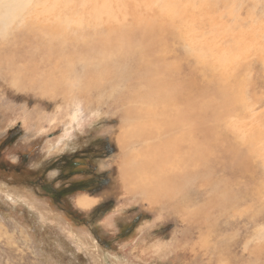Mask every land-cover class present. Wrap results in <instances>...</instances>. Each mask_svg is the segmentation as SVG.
Listing matches in <instances>:
<instances>
[{
	"label": "rangeland",
	"instance_id": "rangeland-1",
	"mask_svg": "<svg viewBox=\"0 0 264 264\" xmlns=\"http://www.w3.org/2000/svg\"><path fill=\"white\" fill-rule=\"evenodd\" d=\"M3 29L36 32L26 35L32 47L20 50L27 60L42 49L44 63L57 62L54 45L64 44L71 61L56 76L67 87L90 56L94 64L105 60L108 75L122 61L128 67L108 85L125 90L139 114L166 94L153 91L141 54H125L124 47L143 44L132 40L141 30L153 31L154 56L169 58L168 74L160 76L164 89L178 82L220 91L211 104L210 137L214 145L226 140L229 159L235 152L242 158L233 160L230 173L221 172L218 161L210 189L198 188L201 177L190 181L183 203L193 205L202 222L190 226L174 210L115 192L129 191L118 180V139L128 141L141 125L133 118L121 122L110 90L90 91L103 103L61 105L19 94L0 77V264H264V0H3ZM8 40L0 38V45ZM193 66L198 69L191 74ZM122 124L129 135L119 133ZM131 144L125 155L132 154ZM88 153L94 160L67 168ZM70 187L82 190L59 193ZM85 196L97 199L95 205L80 207ZM227 199L233 204L226 206Z\"/></svg>",
	"mask_w": 264,
	"mask_h": 264
},
{
	"label": "bare ground",
	"instance_id": "bare-ground-1",
	"mask_svg": "<svg viewBox=\"0 0 264 264\" xmlns=\"http://www.w3.org/2000/svg\"><path fill=\"white\" fill-rule=\"evenodd\" d=\"M18 30L10 31L3 29V33L0 32V38L4 40H8L9 38L7 43L3 42L0 45V77L5 82L10 81L11 87L14 85L19 94L34 95L38 100L39 98L41 100L50 99V101L60 100L61 105L68 104L71 101L82 102L84 100L103 103L105 100L101 101L103 100L101 95L98 98L92 97L89 95L90 91H111L108 84L121 79L122 72L128 67L122 61L113 63L117 65L118 72L108 75L107 68L103 65L105 60L101 61V65L99 62L94 64L90 56L84 71L76 73V80L71 82L70 87H67L56 76L57 69L71 61L70 57L66 56V53H68L66 46L64 44L54 45L53 52L57 56V62L44 63L42 61V49L36 53L37 59L27 60L24 59L20 50L32 47L26 35L27 33L35 35L36 32H22ZM42 33L51 35L49 31H43ZM62 33V31H59V34ZM141 38L143 44L137 43L135 45L131 41L129 45H125V54L128 53V49L141 54L142 64L149 66L153 91L155 89V93L157 94H166L158 103V105L164 103L165 106L159 110L157 105L154 109L139 114L130 107L125 90L120 91L121 93H116V90L111 91L109 96V100L112 103L111 107L120 116L121 122L128 121V118H133L138 120V123L141 125L128 141H125L123 138L118 139L121 145V153L115 164L120 169L118 180L122 182V185L126 182L129 191L124 188L121 191L116 190L115 192L119 195L125 193L130 194L129 196L131 197L143 198L149 207L156 205L165 206L170 210L176 211L188 225H199L202 224L198 219L199 213L197 211L191 213L192 209L190 207L193 205L185 207L188 202L183 203V199H186L185 193L188 191L185 188L190 184V181H195L201 177L202 181L200 185L198 184V188L210 189L213 185L212 175L216 169H213V167L215 165L217 167L218 161L222 167L217 170L220 169L221 172L230 173L228 168L234 167L233 160L242 158V156L238 152H233L234 155L229 159L224 147L226 140L220 139L214 145L210 137L214 132V126L210 127L209 125V122L212 121L210 117L212 113H210L211 104L214 105L216 103L215 95L221 92H218V90L213 91L210 88L194 91L178 82H173L169 85L168 90H165L160 76L168 74L165 66L169 58L163 59L158 55L154 56V54H157L159 44L157 42V35L153 31L148 29L145 31L141 30L137 37L132 40ZM72 61L73 65L76 66V61ZM126 63L129 64V60ZM52 64L55 66L52 67ZM119 64H122V66H119ZM196 69L198 68L193 66L190 71L191 74L196 73ZM204 69H206V66H204ZM80 73L82 76H80ZM2 84L4 86V82ZM207 92L213 93V101L209 100L212 96ZM223 95L226 94L224 93ZM55 101L53 102L55 103ZM239 101L237 100L238 103ZM61 105L58 103L57 106L60 107ZM125 125L122 124L118 129L121 136L129 135ZM217 126L220 127L219 125ZM142 130L144 132H141ZM129 140L134 143L131 144L133 148L130 147L133 152L130 155V151H128L127 155H125ZM241 165L243 166V164ZM241 165L239 164V166ZM197 170H203L204 175L198 174ZM207 182L209 187L202 184H207ZM190 190L192 191V189ZM203 191L205 190H202L201 193ZM190 194L192 195V193ZM228 199L230 200V198ZM228 199L226 206L233 204ZM96 200L95 198L85 196L79 199L78 205L87 209L95 205ZM32 202L34 204L38 203L34 199ZM204 206L206 205L204 204ZM216 207L221 209V211L225 209V205H220L219 202L216 204ZM42 210L46 213L43 212L44 216L48 214L43 208ZM210 210L207 212L209 213ZM190 213L194 218L189 215ZM221 217L225 218L223 215ZM244 247L246 248V245Z\"/></svg>",
	"mask_w": 264,
	"mask_h": 264
},
{
	"label": "trees",
	"instance_id": "trees-1",
	"mask_svg": "<svg viewBox=\"0 0 264 264\" xmlns=\"http://www.w3.org/2000/svg\"><path fill=\"white\" fill-rule=\"evenodd\" d=\"M91 153V152H90ZM90 153H88V154H83V158H76V157H74V163L76 162L77 164H75V165H67V168H70V167H72V169H74V168H78V167H81L83 164H82V162H86V161H90V160H94V159H91V154ZM84 160V161H83ZM71 172V171H70ZM85 183L86 184H91V185H93L92 184V182H89V181H85ZM86 187H88L89 188V186H86ZM75 190H82L81 188H79V189H76V188H74V187H70V188H68V189H62V190H59V193H62L63 194V197H68V196H70V195H72V194H74L75 193Z\"/></svg>",
	"mask_w": 264,
	"mask_h": 264
},
{
	"label": "flooded vegetation",
	"instance_id": "flooded-vegetation-1",
	"mask_svg": "<svg viewBox=\"0 0 264 264\" xmlns=\"http://www.w3.org/2000/svg\"><path fill=\"white\" fill-rule=\"evenodd\" d=\"M125 229V228H124Z\"/></svg>",
	"mask_w": 264,
	"mask_h": 264
}]
</instances>
